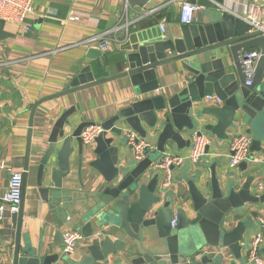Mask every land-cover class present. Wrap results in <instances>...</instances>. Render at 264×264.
Listing matches in <instances>:
<instances>
[{
  "label": "water",
  "instance_id": "obj_1",
  "mask_svg": "<svg viewBox=\"0 0 264 264\" xmlns=\"http://www.w3.org/2000/svg\"><path fill=\"white\" fill-rule=\"evenodd\" d=\"M149 1L129 0V4L143 7ZM173 1L196 4V0ZM213 2L215 8L200 22L181 24L168 38L145 42L125 52L124 72L95 80L98 67L86 66L75 72L64 91L32 106L11 264H49L58 259L40 258L31 248L20 247L21 204L29 158L31 152H41L30 145L36 108L120 79H128L138 100L103 123L81 122L69 134L64 128L69 126L67 117L72 112H66L52 127L36 169L40 197L45 199L50 193L53 209L63 203L67 208L64 215L74 211V230L81 232L86 243L81 260L67 264H246L244 253L252 240L250 235L258 233L263 239L260 252L264 261V226L257 219L258 211L249 208L264 204V186L259 188L264 182L253 187L252 175L242 183L239 176L217 175L213 162L207 167V180H203L200 167L192 166L181 178L183 186L175 185L173 179L168 186L161 183V156L174 146L178 150L189 148L194 133L209 139L205 155L216 141L241 132L251 138V151L264 155V36L249 33L248 24L223 10L224 0ZM4 26L0 20V40L10 36ZM254 49L260 52V58L248 79L241 55ZM88 50L87 59L101 58L99 50ZM162 68L177 73L180 89L172 92L162 87L158 76ZM89 126L100 127L101 133L91 145H84L80 134ZM124 129L136 133V143L147 144L141 159L123 137ZM150 138L155 144L148 141ZM58 140H62L59 148ZM72 143L77 144L74 165L78 183L65 193L64 180H71ZM246 168L245 162L239 166L240 172ZM174 169H170L171 177ZM191 173L194 176L190 179ZM45 176H49L48 189ZM173 216L176 225L171 228Z\"/></svg>",
  "mask_w": 264,
  "mask_h": 264
},
{
  "label": "crops",
  "instance_id": "obj_2",
  "mask_svg": "<svg viewBox=\"0 0 264 264\" xmlns=\"http://www.w3.org/2000/svg\"><path fill=\"white\" fill-rule=\"evenodd\" d=\"M243 2L244 0H224L222 8L239 15L240 4ZM181 5L182 3L173 0H150L143 7H132L129 0H33V11L24 21V26L29 28V31L17 24L5 23L4 31L10 36L0 40V165L4 164V168H0V196L7 189V169L23 173L32 106L42 98L64 91L75 72L86 66L98 67L95 80L115 76L127 70L123 66L125 52L134 50L145 42L166 39L171 31H178L181 25ZM196 5L200 9L194 13L193 23L200 22L209 14L210 9L215 8L213 0H197ZM70 16L79 18L78 22L69 21ZM161 23L165 25L164 38L161 37L159 29ZM107 32L112 40L110 50L101 53L102 56L98 60L87 59L89 48L86 46L73 47ZM90 47L97 50L95 44H90ZM172 72L158 69V76L163 88L175 92L182 87V82L177 73ZM137 100L138 97L128 79H120L44 102L36 108L30 145L32 150L39 148L41 152H31L29 158L21 204V248H31L40 258L58 256L57 260H52L49 264L76 263L81 260L85 254L84 240L78 244L73 255L63 256L61 236L64 232L75 229V212L69 211V214L64 215L67 208H63V203H58L53 209L50 193L45 199L40 197L36 186L39 160L47 148L52 127L66 112H72L67 117L70 124L64 128L65 133L69 134L81 122L103 123ZM148 141L155 144L154 138ZM229 143L230 139L216 141L210 146L209 153L197 164L192 165L185 161L176 167L172 172L175 185L183 186L181 178L186 170L190 172L192 166L203 170V180L209 179L207 167L213 162L216 164L217 175L239 176L240 183L252 175L255 178L253 187L257 182H264V163H247L244 172H240L239 167L229 169ZM61 144L62 140H58L57 148ZM71 149V170L68 176L71 180H64L62 190L65 193L71 192V185L78 183L77 166L74 165L77 144L72 143ZM189 150L190 147L178 150L174 146L167 149L163 156L173 154L186 157ZM129 154L131 155V152ZM253 156L264 157L260 152H253ZM51 161L53 162L54 158ZM198 164L200 166H197ZM48 172L49 167L45 169L47 175ZM193 176V173L189 174L190 179ZM97 177L99 182V176ZM44 183L48 189L49 176H45ZM249 208L258 211L257 218H264V204ZM17 222L18 214L7 213L5 219L0 220V264H11ZM250 236L252 239L254 235ZM244 257L246 260L247 251Z\"/></svg>",
  "mask_w": 264,
  "mask_h": 264
},
{
  "label": "built area",
  "instance_id": "obj_3",
  "mask_svg": "<svg viewBox=\"0 0 264 264\" xmlns=\"http://www.w3.org/2000/svg\"><path fill=\"white\" fill-rule=\"evenodd\" d=\"M197 1V0H196ZM127 4H125V10ZM200 7L190 4H182L180 10V23L183 25H189L193 23L194 13L199 10ZM33 11V0H0V20L5 23H14L19 25L25 31H29V28L24 26L25 19ZM251 28L249 33H259L264 36V2L263 0H244L240 4V14L236 15ZM77 17L70 16L69 21L78 22ZM161 37H165V25L160 24ZM110 33H104L102 35L93 37L85 42L75 44L74 46H86L90 47V44H95L96 49L101 53H106L110 50ZM260 58V52L255 50H249L241 55V63L244 72L248 79L253 76L256 62ZM1 65V64H0ZM249 83V81H247ZM101 133V128L97 126H89L85 128L81 134L80 139L84 145H91L94 139ZM123 137L127 141L128 145L132 146L135 155L138 159L142 158L143 149L147 147V144L140 141L136 143L137 135L129 129H124L122 132ZM209 145V139L204 135H197L194 133L191 137V146L189 154L186 157H179L173 154H166L163 156L159 168L163 173L161 183L164 186H168L171 183V167H179L185 161H189L192 165H195L199 160L205 156V149ZM251 138L245 133H238L231 137L228 147V167L230 170L238 168L242 163H264V157L255 158L251 151ZM0 168H4V164L1 163ZM9 172V178L7 183V189L4 194L0 196V220L5 219V215H17L19 212V206L21 203V187H22V172L7 169ZM264 183H259V188H262ZM259 223L264 226V218H257ZM176 225V217L174 216L170 222V227L174 228ZM63 254L71 256L75 253L79 243L83 241V236L79 231L68 230L63 233ZM263 239L261 233H258L252 238L249 243L247 251L246 264H264L261 257V247Z\"/></svg>",
  "mask_w": 264,
  "mask_h": 264
},
{
  "label": "rangeland",
  "instance_id": "obj_4",
  "mask_svg": "<svg viewBox=\"0 0 264 264\" xmlns=\"http://www.w3.org/2000/svg\"><path fill=\"white\" fill-rule=\"evenodd\" d=\"M194 16H195V14H194Z\"/></svg>",
  "mask_w": 264,
  "mask_h": 264
}]
</instances>
